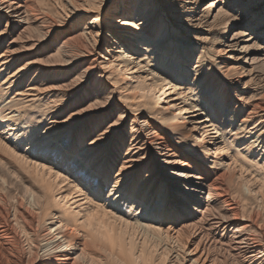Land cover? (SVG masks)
Masks as SVG:
<instances>
[{
    "label": "bare ground",
    "instance_id": "bare-ground-1",
    "mask_svg": "<svg viewBox=\"0 0 264 264\" xmlns=\"http://www.w3.org/2000/svg\"><path fill=\"white\" fill-rule=\"evenodd\" d=\"M68 1L75 6L78 0ZM196 1L186 0V6L180 8L181 17L197 14L200 24L198 17L215 11V22L224 15L228 19L225 27L239 24L240 33L213 45L238 51L244 54V63L252 62L248 46L243 44L256 39L264 43V0H229L226 15L220 12V5L225 3L222 0L215 1L208 13L198 11L199 7L191 9ZM145 5V0H116L110 13L122 18L120 25L134 26ZM56 9L50 0L0 2V24H4L0 25V81L6 86L0 94L19 108L45 101L36 127L17 126L16 145L29 148L31 153H22L0 135V166L11 174L8 177L0 171V264H121L122 260H131L120 255L121 246L127 251L129 243L139 264L149 257L152 264H264V104L249 108L242 105V111L236 106L230 111L226 97L215 95L208 110L210 101L202 98L203 90H197L200 79L201 89L210 88L207 84L212 79L203 78L205 69H190L187 63H180L178 76L172 73L176 69L170 71L178 79L172 81L178 95L188 98L187 92L199 91L195 97L202 98L204 108L195 106L199 108L195 111L205 114L203 122L215 127L213 133L223 136L228 132L230 143L240 147L234 148L236 154L245 161L250 156L257 159L251 162L255 176H250L245 185L234 183L232 192L225 184V175H212L201 162L183 157L146 117H135L126 127L124 118H120L124 112L110 101L113 93L107 98L108 93L98 95L101 86L92 82L94 70L84 60L89 55L82 34L73 36L69 32L56 47L58 37L66 30V25L60 26ZM47 12L57 14L50 16ZM99 21V16L94 17L91 24L99 26ZM108 30L107 36H118ZM87 31L92 37L94 30ZM149 31L140 30L139 42L145 43L141 49L144 54L140 55L153 52V58H130L128 52L137 55V50L130 46L132 38L126 36L118 47L125 63L160 67L177 57L162 50L168 46V31L164 38L154 37ZM247 31L248 35H241ZM77 40L83 45H75L73 41ZM53 45L56 51L48 54ZM258 58L264 63L263 54ZM176 61L180 60H174V64ZM249 67L248 72L255 69ZM245 69H234L235 86L243 84ZM218 103L220 112L213 110ZM6 106L1 105L0 131L2 124L9 127L3 117ZM215 116L223 121L220 129L214 126ZM175 118L163 114L158 120L167 132L182 136L184 129L172 123ZM225 124L230 128L227 132ZM34 154L37 157H32ZM13 179L25 186L22 193L16 194L20 184ZM253 183L261 196L257 209L247 200L254 192ZM60 188L82 195L90 203V212H84L87 215L82 222L77 213L55 198ZM78 234L83 237L78 238ZM109 239L115 243L114 253ZM140 251L145 258L140 257Z\"/></svg>",
    "mask_w": 264,
    "mask_h": 264
},
{
    "label": "rangeland",
    "instance_id": "rangeland-1",
    "mask_svg": "<svg viewBox=\"0 0 264 264\" xmlns=\"http://www.w3.org/2000/svg\"><path fill=\"white\" fill-rule=\"evenodd\" d=\"M50 1L54 3L57 8L56 10H58L57 13L63 24L60 25L61 28L66 25V30L64 29V32L62 31V36L58 37L59 40L57 41L58 45H56V47L58 48L60 43L68 37L69 32L72 34L74 33L73 36L82 34L86 43L85 45H88L89 55L88 58L86 57L84 60H87V63H91L94 70L92 82H97V85L101 86L102 92H98V95L101 97L108 93V95H106L107 98L108 96H112L113 93V99L110 101L121 108V111L119 110L120 112L125 113H123L120 118H124L123 121L127 128L135 117H146L151 125H154L161 134H164V136L173 143L175 150L181 153L183 157L190 156V159L196 160V164L201 162V164L204 165L202 166L204 169L207 167L205 171L208 170V173L211 172L212 175L213 173H215V176L225 175L227 177L225 184L232 192L234 183L241 182L240 184L245 185L249 181L250 176H255L254 170L251 168V162H255L257 159L250 156L248 157L249 160L245 161L242 155L235 153L234 148L240 147L237 146L238 144L235 147L230 143L231 139L227 132L230 130L228 124H225L226 126L224 125L227 134L221 136L220 132L217 134L213 133L214 131L212 130L215 127H210V124L203 122L205 114L196 112L195 109L197 110L199 108L195 106L204 108L202 98H208L207 100L210 101V104L206 109L209 110L211 105L215 102V97H212L215 95L226 97L228 100L227 103L230 102V106H228L231 109L230 111H233L236 106L239 108L238 110L242 111L243 106L249 108L253 107L256 103L264 104V102L258 99L260 96L264 97V63L260 62L262 58H258V56L264 55V43L258 42L257 39L244 43L243 45L248 46V57L253 58L252 62L247 61L244 63V54H239L238 51H233L223 46L216 47V45H213L216 41L225 42V38L228 39L232 35L240 33V31H242L239 29L240 25L234 23L236 26L233 25L231 28L225 27L228 19L224 17V15L219 16L220 18L215 22L213 20V17L216 15L215 11L212 14L211 12L209 15L207 14L208 16L198 17L201 21L200 24L198 23L199 21L196 20L197 14L194 15L192 13L188 15V17L182 18L179 13L183 10L180 8L186 6V0H145V9L141 12V15L135 19L136 21H134L137 25L128 27L120 25L119 22L122 18L116 19L117 16H112L110 13V10L113 8V3L116 2V0H78L75 6L68 0ZM215 1L217 0H198L190 8L195 9L199 7L198 11L204 10V13H208ZM222 1L225 3L220 5V7H222L220 12L226 15L227 12L225 11L229 6V0ZM100 2L103 3L101 7L98 5ZM42 13L46 12L42 11ZM47 14L50 16L54 15L52 12H47ZM56 14L54 16H56ZM97 16H99L100 20L98 23L99 26L91 24V19ZM55 20L58 21L56 17ZM110 21L113 22L110 23ZM126 21H128V19H126ZM142 28L148 31L150 30L151 32L149 31V33L158 38H164L168 31L169 35L165 43V45L168 46H163L162 50H165L168 56L172 53L173 56L176 55L177 57L174 56L171 60L168 59V65L164 63L161 65L159 64L160 67H155L154 65H148L146 68H144L143 65L135 67L133 64L125 63L126 58L125 60L123 59L118 47L122 46V41L126 36L132 38L130 41L128 40L130 46L137 50V55L128 52L130 58L136 56L142 57V59L145 57V59H147L149 56L148 60L153 58V52L148 55H140L141 53L144 54L141 49L143 48L142 45H145V43L139 42L142 38L140 32V30H143ZM87 29L94 30L92 37L88 34ZM108 29L116 32L118 36L116 38L107 36L105 33L109 31ZM248 33L249 31L241 35H248ZM0 36L2 37L3 35L0 34ZM34 36L35 35L32 34V37ZM143 38L145 39V37ZM238 38H243V36H239ZM50 41H52V39ZM145 41H150L148 36ZM82 42V40L73 41L77 46L83 45L84 42ZM137 45L139 46L136 47ZM56 47L54 45L51 46L52 51L48 54L54 53ZM221 50H224V52L220 53L219 51ZM176 59L180 60L175 62L177 66L174 64V60ZM180 63L182 65L187 63V67L190 69L193 67H197V69L202 67L205 69L203 78L212 79V81H208L207 84L210 86L209 89H201L200 87L203 83V79L198 80L197 90L204 91V94H201V99L195 97V94L199 92L197 90L187 92L189 97L184 98L178 95V90L173 88V82H177L178 80L174 78V75H179L178 69L180 68ZM249 64L255 68L253 70L254 72L252 71L253 73L248 72L251 69ZM236 67L246 68L242 80L243 84H239V86L234 85V81L236 80L234 69ZM171 70H174V72H172L174 75L171 74ZM2 82L3 81H0V89L6 87L2 86ZM0 99V111L2 108L1 105L7 104V106L3 108V117H5L4 122H7L9 125V127L4 124L1 125L2 130L0 131V135L3 136L6 142L11 146L15 145L22 153L29 154L27 153L30 152L28 150L29 148L23 145H16L17 137H15V134L18 133L17 126L19 125L20 128L23 129L36 127L39 117L42 114L41 112L44 110L45 101L42 100L40 103H35L33 106L26 105L24 108H19L18 105L9 104V100L6 96L2 97L0 94ZM243 100L245 103L241 102ZM107 101L106 99L105 102ZM100 104L103 106V101H100ZM97 105L98 104H95L94 108H96ZM213 110L220 112L222 110L221 105L219 103L216 104ZM226 110L227 108L225 111ZM225 111L222 112V114L224 117H227ZM163 114L167 117L172 115L176 116L172 123L184 129L182 136H180L178 132L169 133L165 130V124H163L161 120H158ZM240 117L241 112L238 113V121ZM213 122L214 126L218 127V129L222 127L221 124H223V121L220 120V116L213 117ZM62 147H64L63 144ZM58 154H60V152ZM32 157L37 156L34 154ZM41 161L43 162L44 160ZM70 165L72 168L73 164ZM0 171L3 175L11 177L10 172L7 173L6 168H1L0 166ZM65 174L71 177L68 171H66ZM229 174L232 175V177L228 179ZM13 181L20 184V189L16 194H18V192L22 193V191L25 190V186H23L18 179H13ZM252 188L254 192L258 190L254 183L252 184ZM60 189L56 190L58 192L55 193V198L59 201L61 200L66 206H69L73 213H77L79 215V222H82L84 219L83 217L87 215L86 213L88 211L90 212V208H88L91 206L89 205L90 203L85 201L82 195L72 193L73 191L65 188ZM104 191L108 192L106 189H104ZM254 192L247 196V200L253 207L260 208L261 196L257 191ZM104 199H106V197H104ZM23 200L27 204V200ZM82 237V234H78V238Z\"/></svg>",
    "mask_w": 264,
    "mask_h": 264
},
{
    "label": "snow or ice",
    "instance_id": "snow-or-ice-1",
    "mask_svg": "<svg viewBox=\"0 0 264 264\" xmlns=\"http://www.w3.org/2000/svg\"><path fill=\"white\" fill-rule=\"evenodd\" d=\"M0 2H2V0H0ZM108 242L112 246V250H113V253H114L115 252V248H116L114 241H112L111 239H109ZM133 252H134V250L132 249L130 243L128 244L127 251L125 250L124 246H121V248H120V255H121V257H124V256L131 257V260L130 261H124V260H122L121 261V264H139V261L133 255ZM140 257L141 258H145V253L143 251H140ZM164 259H166V257ZM144 264H152L151 258L150 257L149 258H145L144 259ZM161 264H163V261H161Z\"/></svg>",
    "mask_w": 264,
    "mask_h": 264
}]
</instances>
